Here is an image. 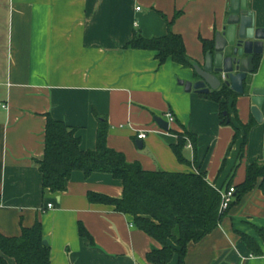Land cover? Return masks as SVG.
<instances>
[{"label": "crops", "instance_id": "obj_1", "mask_svg": "<svg viewBox=\"0 0 264 264\" xmlns=\"http://www.w3.org/2000/svg\"><path fill=\"white\" fill-rule=\"evenodd\" d=\"M228 2L0 0L2 235L18 236L21 227L39 220L49 264H154L146 254L160 247L157 241L130 215L87 198L89 192L120 198L119 180L108 173L73 171L64 191L42 188L35 159L43 156L47 114L75 128L82 150L95 148L98 121L104 117L107 146L127 161L146 171L203 172L220 191L241 183L247 165L264 164V100L263 121L257 123L250 94L235 97L233 125L254 121L239 160L242 130L229 147L234 130L222 124L219 104L178 83L197 79L193 66H201L205 55L201 40H213L221 29ZM247 8L255 27L264 28V0H247ZM169 29L182 37L191 67L171 59L160 64L152 50L123 48L135 31L160 37ZM252 79V88L264 87V42ZM167 112L174 120L165 130L154 118L166 120ZM142 131L146 136L138 139ZM185 131L196 144L185 138L181 153L186 161L179 162L172 146ZM260 182L240 198L233 196L217 226L187 245L183 264H264ZM79 224L92 241L79 235ZM240 234L253 238L261 253L253 254L239 241ZM177 262L174 256L168 264Z\"/></svg>", "mask_w": 264, "mask_h": 264}, {"label": "trees", "instance_id": "obj_2", "mask_svg": "<svg viewBox=\"0 0 264 264\" xmlns=\"http://www.w3.org/2000/svg\"><path fill=\"white\" fill-rule=\"evenodd\" d=\"M201 42L205 52L212 48L213 40L202 39ZM123 48L152 50L160 64L171 59L182 66H192L182 37L170 29L160 37H145L135 31ZM259 59L260 55L254 59V71ZM202 95L219 104L222 124L232 126L234 135L229 147L238 138L240 129L242 130L243 140L237 156L240 160L244 154L248 132L254 124L253 119L246 125H240L241 128L233 125L230 113L235 114L234 100L237 94L226 85ZM107 130V121L102 117L97 125L95 148L82 150L75 128L47 114L43 156L35 159L41 174L42 188L53 193L64 191L73 171H81L85 176L94 172L110 174L121 182L122 196L112 198L89 192L88 200L111 205L117 212L130 215L137 228L159 243V248H152L146 254L147 261L168 264L177 256V264H183L187 245L199 241L211 232L232 201L224 212H220V190L207 181L203 172L146 171L139 163L127 161L122 152L107 146ZM187 137L196 144V137L185 131L172 146L179 162L186 161L181 149ZM259 178V185L264 190V164L253 162L247 165L244 180L233 186V196L240 198L257 184ZM231 186L228 183L226 187L228 189ZM78 232L81 237L92 241L81 224ZM43 240L39 220L32 226L21 227L18 236L0 233V264H11L10 261L14 264H49L50 249L48 244H43ZM239 241L246 244L253 254L261 253L250 236L240 234Z\"/></svg>", "mask_w": 264, "mask_h": 264}, {"label": "water", "instance_id": "obj_3", "mask_svg": "<svg viewBox=\"0 0 264 264\" xmlns=\"http://www.w3.org/2000/svg\"><path fill=\"white\" fill-rule=\"evenodd\" d=\"M263 42L264 28L255 27L247 0H229L222 27L214 34L212 48L205 52L201 66H193L197 79L178 80V83L186 92L193 90L204 94L221 85L239 95L248 92L252 102L251 114L257 123H262L260 106L264 100V87L252 88V75L255 73L253 62L261 54ZM154 120L159 127L168 129L166 120L161 117ZM138 144L141 147V140ZM43 244L46 245L47 241L43 240Z\"/></svg>", "mask_w": 264, "mask_h": 264}, {"label": "built area", "instance_id": "obj_4", "mask_svg": "<svg viewBox=\"0 0 264 264\" xmlns=\"http://www.w3.org/2000/svg\"><path fill=\"white\" fill-rule=\"evenodd\" d=\"M165 116H166V120L168 124H170L174 120L173 115L169 112H167ZM145 136L146 134L143 131L137 134L138 139H143L145 138ZM234 192H235V189L233 186L229 187L225 191H220V194H221V202H220V207H219L220 212H224L229 207V204L231 203L233 199ZM51 206H52L51 204H48V208H50Z\"/></svg>", "mask_w": 264, "mask_h": 264}]
</instances>
